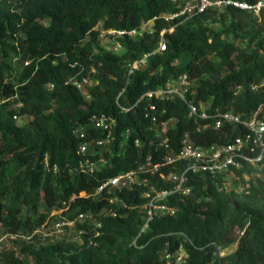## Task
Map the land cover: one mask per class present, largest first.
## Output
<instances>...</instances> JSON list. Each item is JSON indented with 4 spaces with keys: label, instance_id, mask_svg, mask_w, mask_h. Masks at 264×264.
<instances>
[{
    "label": "trees",
    "instance_id": "obj_1",
    "mask_svg": "<svg viewBox=\"0 0 264 264\" xmlns=\"http://www.w3.org/2000/svg\"><path fill=\"white\" fill-rule=\"evenodd\" d=\"M174 11L170 0H0V225L8 234L27 233L42 226L53 210L65 209L64 203L69 209L63 218L74 221L90 214L101 225H79L87 232L82 245L23 247L24 256L32 257L34 264H163L160 252L165 243L176 241L175 247L183 243L172 232H184L193 241L184 245L191 264H264L263 181L232 203L219 192L226 174L192 175V195L170 200L177 215L156 218L142 233L144 213L136 208L143 202L139 190L116 196L91 194L106 177L135 168L147 148H129L118 156L115 147L117 168L107 174L89 176L77 169L79 140L74 130L92 116H114L118 130L129 128L134 138L152 136L142 105L129 113L117 106L124 90L120 102L132 106L147 91L186 73L193 82L190 98L208 101L213 109L246 118L264 107V38L255 48L258 37L249 33L245 47L227 39L241 38L256 19L254 13L228 7L176 24L167 35V50L152 56L148 68L130 78L127 64L157 49L165 21L158 22L154 36L125 41L121 55L101 51L94 30L100 21L106 29H135ZM258 17L264 21V11ZM219 20L225 27L212 31L207 24ZM18 59L23 66L17 71ZM92 66L98 70L99 85L88 101L68 82L87 75ZM49 85L54 86L52 91ZM162 106L169 117L179 119L171 130L175 149L185 132L202 146L228 142L230 134L240 133L234 127L197 133L183 102ZM15 115L28 122L19 125ZM258 168L264 177V164ZM83 192L86 197H81ZM114 197L119 203L111 202ZM103 210L117 211V216L101 215ZM234 245L232 254L214 255L217 247ZM3 256L7 264H27L12 251Z\"/></svg>",
    "mask_w": 264,
    "mask_h": 264
},
{
    "label": "built area",
    "instance_id": "obj_2",
    "mask_svg": "<svg viewBox=\"0 0 264 264\" xmlns=\"http://www.w3.org/2000/svg\"><path fill=\"white\" fill-rule=\"evenodd\" d=\"M170 1L176 5V11L154 17L144 22L139 28L106 29L101 21L94 28L98 33L101 51L106 54L121 55L126 50L125 41H137L154 36L158 31V22L165 21L167 23L158 33L157 49L127 64L129 78L137 72L146 70L152 56L157 53L162 54L167 50V35L175 31L178 23L181 24L210 10L222 11L228 7L254 13L256 16L264 11V0H258L254 4L239 0ZM44 23L47 25L48 21H44ZM98 77L97 68L92 66L87 75H82L81 78L71 77L68 83L73 85L85 100L89 101L92 99V90L99 85ZM262 84L264 85V81ZM192 85L190 76L186 73L181 74L168 80L164 86L147 91L136 103L127 107L120 102L126 90L119 95L117 106L123 113H129L142 105L144 118L148 122L146 129L152 134L147 139L134 138L133 130L129 128L118 130V120L107 114L92 116L88 122L74 130V136L79 140L76 151L77 169L89 176L107 174L117 168V162L113 160L115 147H118V156L124 155L129 148L148 149L135 168L106 177L91 194L93 197H98L103 193L116 196L123 191L139 190L143 202L136 208L141 209L144 213L142 233L150 228L156 218L177 215L178 209L170 203V200L173 197L184 199L192 195L193 187L190 185L192 175H228L250 167H261L264 164V118L261 117L264 114V107L261 106L246 118L233 111L213 109L212 103L208 101L190 98ZM53 88V85L47 87L50 91ZM252 89L256 90L257 87L253 86ZM175 101L185 104L187 119L195 123L197 133H204L210 129L221 131L228 127L239 129L240 133L236 136L230 134L232 139L228 142L202 146L194 140L190 132H185L179 138V148L175 149L171 130L177 127L179 119L169 117L168 108L162 106V104ZM17 107H21V105ZM22 119L23 117L19 115L14 116V120L19 125L24 124ZM54 169L57 171V167ZM86 196V192L81 193V197ZM74 199L75 197H72V200ZM111 202L119 203L115 197L111 199ZM64 206L65 209L53 210L50 214V218L60 214L59 217L64 220L62 226L73 228L77 220L85 219V222L89 223L94 218L90 214L80 215L74 221L63 218L61 214L69 209L67 203H64ZM122 206L128 208L124 204ZM103 214L116 217L117 211L103 210L101 215ZM50 218L42 225L43 228L48 225ZM59 224L58 226H61ZM96 226L101 227L98 223ZM83 231H81L82 235ZM171 235L182 238L183 243H179L175 247L176 241L166 242L160 252V260L163 264H191V254L184 245L185 243L193 245V241L184 232H172ZM34 238L35 235L34 237L30 236V232L7 233L5 236H0V258L6 251L3 246L5 240L10 239L17 242L19 239H23L26 241L25 243L28 242V245L33 246L30 243ZM213 245L216 246L215 243ZM42 247L45 245L38 248ZM227 251H229L228 248L217 247L214 255L223 258L235 250ZM12 252L16 256L17 252L15 250Z\"/></svg>",
    "mask_w": 264,
    "mask_h": 264
},
{
    "label": "rangeland",
    "instance_id": "obj_3",
    "mask_svg": "<svg viewBox=\"0 0 264 264\" xmlns=\"http://www.w3.org/2000/svg\"><path fill=\"white\" fill-rule=\"evenodd\" d=\"M255 17L256 19L254 20V22L251 23L250 27L243 33L241 38H234V40L231 37H228L227 39L229 41H235L237 44H240L245 47L247 45V42H250V38L248 37L247 39L245 37L249 33L258 37L257 40L252 44V47L255 48L257 42L260 39L264 38V21L262 19H258V16ZM207 25L214 32L222 31V29L225 27L224 22H222L221 20L211 22ZM261 50L264 53V45ZM14 66L17 71L20 70L23 66L22 60H15ZM22 120L24 123L28 122L24 118ZM262 181L264 184V177L262 176L260 169L258 167H250L249 170L246 169L243 171H237L226 175L222 184L219 186V192L224 198L229 199V201L233 203L235 202V200L244 198L249 188H251L252 186H259ZM59 216L60 214L50 218L48 225L44 226V228L43 226L35 228L32 227L28 232H30V236L32 237H34L35 235V238L31 240L30 244H32L36 248L41 247L43 245L50 246L60 242H65L67 244L70 243L82 245L84 243L83 236L87 232L83 231L82 235V229L79 228V225H96L97 223L96 219L94 218L89 223H86L85 219H80L76 221L75 227L71 228L67 226H62L64 220L61 219ZM59 223L61 224V226H58ZM6 234L7 233L4 231L3 226L0 225V236H5ZM15 242L16 240L10 239L4 241L3 246L6 249L4 254L15 250V252H17L16 256H18L17 258L23 259L24 261H26L27 264H34L33 258L30 256L25 257L24 252H22L23 247L27 246L28 242L25 243L26 241H24L23 239H19L16 243ZM230 249L231 251H234L236 249V245L228 248L229 251L227 252H230ZM3 255L0 258V264H7L4 260Z\"/></svg>",
    "mask_w": 264,
    "mask_h": 264
},
{
    "label": "bare ground",
    "instance_id": "obj_4",
    "mask_svg": "<svg viewBox=\"0 0 264 264\" xmlns=\"http://www.w3.org/2000/svg\"><path fill=\"white\" fill-rule=\"evenodd\" d=\"M231 251V250H230Z\"/></svg>",
    "mask_w": 264,
    "mask_h": 264
}]
</instances>
